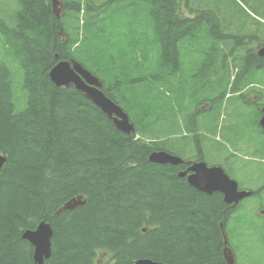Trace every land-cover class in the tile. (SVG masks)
Returning a JSON list of instances; mask_svg holds the SVG:
<instances>
[{"label":"trees","instance_id":"obj_1","mask_svg":"<svg viewBox=\"0 0 264 264\" xmlns=\"http://www.w3.org/2000/svg\"><path fill=\"white\" fill-rule=\"evenodd\" d=\"M61 1L58 18L50 0H0V264H35L22 233L43 222L54 230L44 264H228L221 196L149 158L188 157L187 134L206 128L204 118L189 125V101L205 102L212 84H249L259 62L242 28L225 26L248 18L228 17L226 0ZM73 59L101 78L135 133L55 86L50 71ZM78 197L84 207L57 214Z\"/></svg>","mask_w":264,"mask_h":264},{"label":"flooded vegetation","instance_id":"obj_2","mask_svg":"<svg viewBox=\"0 0 264 264\" xmlns=\"http://www.w3.org/2000/svg\"><path fill=\"white\" fill-rule=\"evenodd\" d=\"M261 7H264V3ZM225 26H231L236 31L242 28L240 33L243 35L242 43L246 45L245 53L257 60L259 65H248V68L254 69L247 79V86L241 81L237 88L229 85L224 90L223 85L219 84L210 87L212 90L205 102L206 113L208 112L207 131L199 139L196 134H192L194 141L191 147L195 155L190 162L204 161L208 166H220L231 179L237 181L238 191L250 193L237 203L228 205L224 195L217 192L221 196L222 216L225 221L256 218L264 220V157L258 158L264 156V131L260 125L264 110V58L258 54L264 46V38H261V35L264 36V26L259 22L236 25L225 23ZM249 71L250 69L241 75H248ZM214 73L211 66L207 71L211 78L210 84L214 81ZM237 73L238 70L235 71ZM220 100L232 110L217 117ZM235 109L244 110V117L239 118L233 111ZM195 112L196 108L193 114ZM190 165L182 166L181 170H187Z\"/></svg>","mask_w":264,"mask_h":264},{"label":"water","instance_id":"obj_3","mask_svg":"<svg viewBox=\"0 0 264 264\" xmlns=\"http://www.w3.org/2000/svg\"><path fill=\"white\" fill-rule=\"evenodd\" d=\"M54 12L59 15L60 7L63 3L60 0H51ZM264 56V48L259 52ZM51 81L57 87H70L71 85L82 92L85 97L92 101L101 111L112 119L116 128L127 134L135 132V125L131 122L129 115L111 99H109L102 91L103 83L101 80L86 69L82 64L76 61H61L49 73ZM261 125L264 127V116L261 120ZM7 157L0 154V175L6 164ZM150 161L154 164H171L174 166L183 163L182 158L173 156L165 151L154 152L150 156ZM193 172L188 177L190 185L202 193L211 195L219 192L225 197L227 204L238 202L246 196V193L238 192L237 182L231 180L220 167H208L206 163L199 162L193 164L189 169ZM188 175L187 171L180 174L181 177ZM82 197H78L65 205V209H75L78 206L85 205V201H81ZM59 212V211H58ZM58 214V213H57ZM60 214V212H59ZM53 233L50 226L42 225L36 230H26L22 234V238L27 240L35 247V259L50 257L51 243L50 239ZM227 243V242H226ZM225 257L229 264H235L232 251L229 248L225 250ZM136 264H160L156 261L142 260Z\"/></svg>","mask_w":264,"mask_h":264},{"label":"rangeland","instance_id":"obj_4","mask_svg":"<svg viewBox=\"0 0 264 264\" xmlns=\"http://www.w3.org/2000/svg\"><path fill=\"white\" fill-rule=\"evenodd\" d=\"M263 3L264 0H226L222 10L230 18L240 10L250 21L264 22V11H260ZM226 231L236 264H264V220H232Z\"/></svg>","mask_w":264,"mask_h":264},{"label":"bare ground","instance_id":"obj_5","mask_svg":"<svg viewBox=\"0 0 264 264\" xmlns=\"http://www.w3.org/2000/svg\"><path fill=\"white\" fill-rule=\"evenodd\" d=\"M49 28H50V27H49ZM54 50H55V49H54ZM49 52H50V51H49ZM102 52H103V51H102ZM102 52H101V53H102ZM99 53H100V52H99ZM50 55H51V54H50ZM98 58L100 59V57H98ZM129 117H130V116H129ZM23 143H24V142H23ZM72 143H73V142H72ZM72 143H71V144H72ZM78 146H79V145H78ZM78 146H77V147H78ZM70 147H71V146H70ZM68 148H69V147H68ZM80 148H81V147H80ZM77 150H78V149H77ZM79 150H80V149H79ZM74 151H75V150H73V152H74ZM80 151H81V150H80ZM76 152H77V151H76ZM62 153H63V152H62ZM79 153H80V152H79ZM85 153H86V152H85ZM85 153H84V154H85ZM87 153H88V152H87ZM78 155H79V154H78ZM91 155H92V154H91ZM89 158H90V157H89ZM84 162H85V161H84ZM163 165H167V164H163ZM16 166H17V165H16ZM45 168H46V167H45ZM144 168H145V167H144ZM139 170H140V169H139ZM145 172H146V171H145ZM181 173H183V171H182ZM181 173H180V174H181ZM16 174H17V173H16ZM179 176H180V175H179ZM142 177H143V176H142ZM180 177H181V176H180ZM185 177L188 179L189 176L186 175ZM182 178H184V177H182ZM129 179H131V178H129ZM132 179H133V178H132ZM131 184H132V183H131ZM189 184H190V183H189ZM129 185H130V183H129ZM191 186H192V185H191ZM193 187H194V186H193ZM58 188H59V187H58ZM194 188H195V187H194ZM64 190H65V189H64ZM197 190H198V189H197ZM65 192H66V191H65ZM74 199H75V198H74ZM72 200H73V199H71L70 201H72ZM70 201H68L66 204H68ZM81 201H85V202H86L85 205L87 204V200H85V199L82 198ZM66 204H65V205H66ZM65 205H64V207L59 211L60 214H61V212H64V211H73V210H75V209L77 208V207H76V208L73 209V210H72V209H71V210H70V209H65ZM85 205H83V206H78V207H84ZM59 212H58V214H59ZM42 225L50 226V228H51V230H52V233H53V235H52V237H51V239H50V243H51V255H50V257H48V258L44 256L42 259H38V261H37V260L35 259V247L32 245V246L34 247V261H35V264H44L46 260L51 259L52 254H53V250H52V240H53V237H54V230L52 229V227H51L50 224H48V223H44V222L41 223L38 227H40V226H42ZM38 227H37V228H38ZM37 228H36V229H37ZM36 229H35V230H36ZM206 229H207V228H206ZM31 231H34V230H31ZM223 236H224V242H225V249H224V257H225V250H226V248H228V235H227V233H226L225 231H223ZM103 238H104V237H103ZM107 238H108V237H107ZM104 239H105V238H104ZM104 239H103V240H104ZM109 239H110V238H109ZM108 241H109V240H108ZM226 242H227V243H226ZM114 243H115V242H114ZM106 244H107V243H106ZM78 245H79V243H78ZM115 246H116V245H115ZM92 247H93V246H92ZM113 247H114V246H113ZM225 259H226V257H225ZM139 261H142V260H139ZM226 261H227V260H226ZM136 263H137V262H136ZM227 263H228V262H227ZM160 264H162V263H160ZM228 264H229V263H228Z\"/></svg>","mask_w":264,"mask_h":264}]
</instances>
